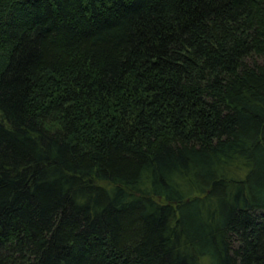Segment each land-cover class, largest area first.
I'll return each mask as SVG.
<instances>
[{
	"label": "trees",
	"instance_id": "16d2710c",
	"mask_svg": "<svg viewBox=\"0 0 264 264\" xmlns=\"http://www.w3.org/2000/svg\"><path fill=\"white\" fill-rule=\"evenodd\" d=\"M0 264H264V0H0Z\"/></svg>",
	"mask_w": 264,
	"mask_h": 264
}]
</instances>
